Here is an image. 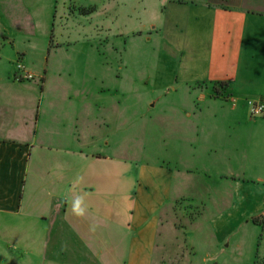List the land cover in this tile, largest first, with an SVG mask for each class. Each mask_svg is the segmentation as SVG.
<instances>
[{
  "label": "crops",
  "instance_id": "0c3cea01",
  "mask_svg": "<svg viewBox=\"0 0 264 264\" xmlns=\"http://www.w3.org/2000/svg\"><path fill=\"white\" fill-rule=\"evenodd\" d=\"M118 1L121 30L106 0L112 16L93 26L96 39H170L171 82L158 83L183 99L169 118L137 115L133 126L142 105L125 100V51L111 54L121 84L93 54L74 68L57 52L26 69L38 83L14 82L30 41L0 39V264H254L264 256L254 223L264 219V113L251 118L246 101L264 103V0ZM55 3L0 0V25L20 21L19 4L33 22ZM77 197L83 217L71 212ZM193 208L204 211L195 229ZM233 210L241 228L228 223Z\"/></svg>",
  "mask_w": 264,
  "mask_h": 264
},
{
  "label": "rangeland",
  "instance_id": "374dc122",
  "mask_svg": "<svg viewBox=\"0 0 264 264\" xmlns=\"http://www.w3.org/2000/svg\"><path fill=\"white\" fill-rule=\"evenodd\" d=\"M23 1L25 3L27 0ZM46 2L47 0H45V3ZM55 2L56 3L50 10L51 13L49 17H46L45 12L40 11V13L35 15L33 22L28 19L22 9L26 7V4H19L18 16L20 21L12 28H4L0 25V39L8 36L11 39L20 40V43H22L23 40L25 42V39H29L31 50L28 52V58L23 61V63L21 62V64L28 70L30 67L31 69L38 70L42 67H47V63L50 60L49 52L52 54L57 52L59 53L58 55H62V58L66 61L72 63V67L79 68L80 64L84 61V57L90 58V54H93L92 60L97 61L100 67L101 65H108V67L105 66V69L108 71V76L112 75L113 71L115 74V79L113 81L117 85L122 83V73L118 70L119 65L122 67V64H120L122 60H119L118 56L111 57V54L116 53L118 55H123V51H125L126 58L128 56L131 57V75L129 78L130 91L129 97H125V100H129V104L132 107L134 105L143 106V103L148 105L147 108L141 106L140 110L131 109L132 125L135 126L137 124L133 118L137 115V117L142 116L144 122L149 121V119L164 118L159 117V115H165V117L169 118L170 111L176 109H172L171 107L174 106V103L183 99L182 92L179 94L175 91L177 86L174 83L171 85H162L158 83L165 80L171 82V67L173 65V59L170 57L172 51L171 40L96 39L99 36L95 34V28H93V26H95L98 21H104L106 23L105 16H112L110 10L108 14H106V11H102L106 8V0H55ZM116 3H118L117 7H119L118 9L116 8L117 11L115 14L119 17L116 23L117 31V29L121 30L119 23H122L124 12H122L121 3L118 0H116ZM64 12L66 13L65 16L63 15ZM131 15L133 17L130 23L134 26V24H136L134 20L135 14L131 13ZM147 16H150L151 19L157 22V17L154 12L149 13ZM78 26H80L81 29L78 28ZM83 26L86 28L85 30H82ZM105 31L101 33L104 37ZM15 32H18V35H15ZM186 40L187 39H183L178 45L180 47L183 46L184 50L187 46L191 45L190 41L187 40V42H185ZM95 55L98 58L97 60ZM117 75L120 76L118 79H116ZM100 78L101 76H99V79ZM32 82L38 83V79L35 77V80L31 81V83ZM109 88L111 89L113 97H116L117 93L114 94L113 87L109 86ZM125 96H127L126 93ZM249 100L251 99L247 101ZM121 102H123V100L120 101L119 108L123 106ZM155 102H157V105H155ZM163 106L165 108H162ZM161 109L163 112H160ZM142 124L144 125V123ZM162 153L164 155L166 153L170 154V148L164 145ZM153 155L154 151H150L149 157L154 158ZM206 207L208 209H205V213H212V206L207 205ZM194 208L192 210L194 213L196 212V216L198 214L199 216L196 219L197 225H194L193 229L200 226L202 222L200 214H204L202 209L198 210ZM210 208L211 211H209ZM231 213L232 217L228 220V223L232 225L231 228H234L241 221V217L239 214L236 215L235 210ZM237 227L241 228V226ZM240 228H238V230ZM260 238V246L264 248V230L260 232ZM254 264H264V256L261 257L259 255Z\"/></svg>",
  "mask_w": 264,
  "mask_h": 264
},
{
  "label": "built area",
  "instance_id": "2783aa9c",
  "mask_svg": "<svg viewBox=\"0 0 264 264\" xmlns=\"http://www.w3.org/2000/svg\"><path fill=\"white\" fill-rule=\"evenodd\" d=\"M12 79L14 82H31L35 80V77L26 70L21 62H17ZM247 107L251 118L260 117L264 113V103L262 101L249 100L247 101Z\"/></svg>",
  "mask_w": 264,
  "mask_h": 264
},
{
  "label": "clouds",
  "instance_id": "9594fccd",
  "mask_svg": "<svg viewBox=\"0 0 264 264\" xmlns=\"http://www.w3.org/2000/svg\"><path fill=\"white\" fill-rule=\"evenodd\" d=\"M68 202V201H66ZM71 212L77 217H83L87 211V206L83 197H77L70 201Z\"/></svg>",
  "mask_w": 264,
  "mask_h": 264
},
{
  "label": "trees",
  "instance_id": "16d2710c",
  "mask_svg": "<svg viewBox=\"0 0 264 264\" xmlns=\"http://www.w3.org/2000/svg\"><path fill=\"white\" fill-rule=\"evenodd\" d=\"M217 86H218V88L214 89V91H216V92H217V89H223V87H225L226 85L223 83H218ZM262 219H263L262 217H257L254 219V223L261 226L262 228H264V226H263L264 225V222H263L264 219L263 220Z\"/></svg>",
  "mask_w": 264,
  "mask_h": 264
}]
</instances>
